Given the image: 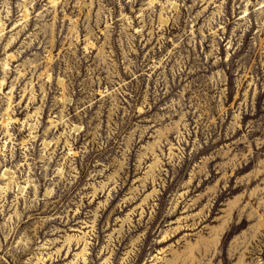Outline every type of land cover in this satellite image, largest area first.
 I'll return each instance as SVG.
<instances>
[{
	"label": "rangeland",
	"instance_id": "obj_1",
	"mask_svg": "<svg viewBox=\"0 0 264 264\" xmlns=\"http://www.w3.org/2000/svg\"><path fill=\"white\" fill-rule=\"evenodd\" d=\"M0 264H264V0H0Z\"/></svg>",
	"mask_w": 264,
	"mask_h": 264
},
{
	"label": "bare ground",
	"instance_id": "obj_2",
	"mask_svg": "<svg viewBox=\"0 0 264 264\" xmlns=\"http://www.w3.org/2000/svg\"><path fill=\"white\" fill-rule=\"evenodd\" d=\"M9 114H7V116H8Z\"/></svg>",
	"mask_w": 264,
	"mask_h": 264
}]
</instances>
